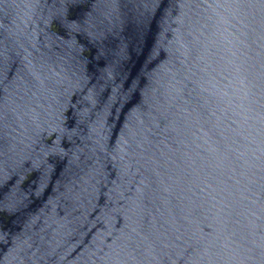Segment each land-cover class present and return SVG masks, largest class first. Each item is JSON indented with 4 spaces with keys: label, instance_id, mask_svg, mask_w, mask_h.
Instances as JSON below:
<instances>
[{
    "label": "water",
    "instance_id": "1",
    "mask_svg": "<svg viewBox=\"0 0 264 264\" xmlns=\"http://www.w3.org/2000/svg\"><path fill=\"white\" fill-rule=\"evenodd\" d=\"M0 264H264V0H0Z\"/></svg>",
    "mask_w": 264,
    "mask_h": 264
}]
</instances>
